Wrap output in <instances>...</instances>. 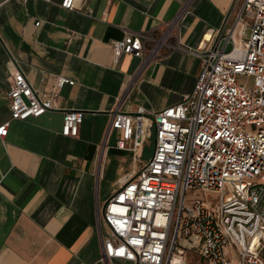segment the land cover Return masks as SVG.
Wrapping results in <instances>:
<instances>
[{
	"label": "crops",
	"instance_id": "1",
	"mask_svg": "<svg viewBox=\"0 0 264 264\" xmlns=\"http://www.w3.org/2000/svg\"><path fill=\"white\" fill-rule=\"evenodd\" d=\"M0 0V264H133L105 259L106 200L141 162L116 146L115 109L162 110L193 90L200 60L185 49L218 38L234 0ZM40 22L39 25L36 23ZM144 34V54L114 60L112 42ZM21 70L38 89L63 74L56 107L12 120L8 91ZM44 77L46 80H44ZM65 110L83 112L78 136Z\"/></svg>",
	"mask_w": 264,
	"mask_h": 264
},
{
	"label": "built area",
	"instance_id": "2",
	"mask_svg": "<svg viewBox=\"0 0 264 264\" xmlns=\"http://www.w3.org/2000/svg\"><path fill=\"white\" fill-rule=\"evenodd\" d=\"M75 2L60 5L72 9ZM144 37L129 33L113 41L114 60L142 56ZM185 50L199 58L200 73L180 102L162 110L139 105L134 113H111V129L121 133L119 149L132 150L140 161L154 138V150L99 212V223L108 228L104 258L264 264V0H234L219 38L208 48ZM242 75L258 80L248 87ZM65 84L75 81L58 74L51 87L38 89L15 70L7 93L11 119L53 110ZM82 122V111L65 110L62 134L78 136ZM9 124H0L1 137Z\"/></svg>",
	"mask_w": 264,
	"mask_h": 264
},
{
	"label": "rangeland",
	"instance_id": "3",
	"mask_svg": "<svg viewBox=\"0 0 264 264\" xmlns=\"http://www.w3.org/2000/svg\"><path fill=\"white\" fill-rule=\"evenodd\" d=\"M251 32H252V30H251L250 28H248V29L246 30V34H245V36H246L247 38L250 37ZM257 80H258V77H256V76L242 75V76L240 77V82H241L243 85H246V86H248V87H252V86H254V85L256 84ZM153 150H154V138H151V139H149L148 142H147V148H146V150H145V155H144V159H145V160H148V159L152 156V154H153ZM201 194H203V193H201ZM196 195L198 196L197 193H196ZM208 196L213 197V195H211V194H208Z\"/></svg>",
	"mask_w": 264,
	"mask_h": 264
}]
</instances>
